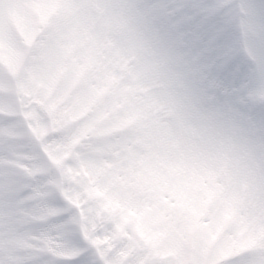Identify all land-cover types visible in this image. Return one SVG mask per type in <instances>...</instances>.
Segmentation results:
<instances>
[{"label": "rangeland", "instance_id": "374dc122", "mask_svg": "<svg viewBox=\"0 0 264 264\" xmlns=\"http://www.w3.org/2000/svg\"><path fill=\"white\" fill-rule=\"evenodd\" d=\"M147 3L0 0V114L28 100L27 115L68 124L79 146L129 134L141 143L122 168L114 156L103 166L118 190L128 187L134 239L150 241L161 261L264 264V49L239 31L248 94L218 100L194 74L157 59ZM96 99L102 108L88 114ZM56 142L63 165L73 152L62 159Z\"/></svg>", "mask_w": 264, "mask_h": 264}, {"label": "snow or ice", "instance_id": "6c2138e0", "mask_svg": "<svg viewBox=\"0 0 264 264\" xmlns=\"http://www.w3.org/2000/svg\"><path fill=\"white\" fill-rule=\"evenodd\" d=\"M145 7L159 56L218 100L243 99L239 30L264 49V0H149ZM131 141L129 134L81 144L63 165L37 161L16 192L0 182V264H169L152 254L150 241L134 239L128 187L118 190L103 166L114 156L122 168Z\"/></svg>", "mask_w": 264, "mask_h": 264}, {"label": "trees", "instance_id": "16d2710c", "mask_svg": "<svg viewBox=\"0 0 264 264\" xmlns=\"http://www.w3.org/2000/svg\"><path fill=\"white\" fill-rule=\"evenodd\" d=\"M155 56L159 61L162 63H167V57L159 56L157 53H155ZM171 61V60H170ZM177 71V70H176ZM159 85V83H158ZM250 93V91H249ZM248 93L244 91V95H247ZM159 104V103H158ZM159 108L158 106L156 108V118L157 123L160 121H163V129L166 131L168 135V141H171L168 125L165 120H167L165 117L159 116ZM11 136L10 133H6L2 129V133L0 134V182H3L4 186L9 187L13 192L19 191L23 185L20 183L21 179H23L26 175H28L29 170L36 164L37 161H39L41 168H45L47 164L44 162L41 155L36 150L34 144L29 141L28 145H26L25 150L22 149V144H14V143H5L7 146H9V150L7 151L4 146V141H6V138ZM18 136V135H17ZM8 157H15V158H21L20 162H13V164L9 163L10 159ZM2 174H4L3 178L1 179Z\"/></svg>", "mask_w": 264, "mask_h": 264}]
</instances>
